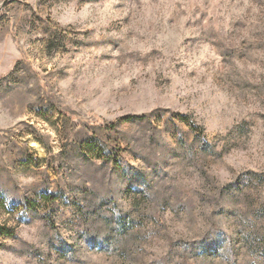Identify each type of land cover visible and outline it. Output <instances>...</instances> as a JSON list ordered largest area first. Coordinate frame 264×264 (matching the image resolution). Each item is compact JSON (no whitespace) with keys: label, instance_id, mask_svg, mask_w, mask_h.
<instances>
[{"label":"rangeland","instance_id":"rangeland-1","mask_svg":"<svg viewBox=\"0 0 264 264\" xmlns=\"http://www.w3.org/2000/svg\"><path fill=\"white\" fill-rule=\"evenodd\" d=\"M0 227V264H264V0H0Z\"/></svg>","mask_w":264,"mask_h":264},{"label":"trees","instance_id":"trees-1","mask_svg":"<svg viewBox=\"0 0 264 264\" xmlns=\"http://www.w3.org/2000/svg\"><path fill=\"white\" fill-rule=\"evenodd\" d=\"M45 199L49 200L50 197L46 196ZM12 235H14V231L13 230H10V229L4 228V227H0V237H2V236H12Z\"/></svg>","mask_w":264,"mask_h":264}]
</instances>
